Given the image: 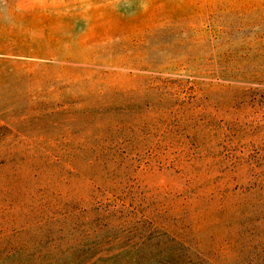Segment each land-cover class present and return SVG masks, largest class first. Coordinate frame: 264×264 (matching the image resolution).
Returning a JSON list of instances; mask_svg holds the SVG:
<instances>
[{
  "label": "rangeland",
  "instance_id": "rangeland-1",
  "mask_svg": "<svg viewBox=\"0 0 264 264\" xmlns=\"http://www.w3.org/2000/svg\"><path fill=\"white\" fill-rule=\"evenodd\" d=\"M189 253L264 264V0H0V264Z\"/></svg>",
  "mask_w": 264,
  "mask_h": 264
},
{
  "label": "trees",
  "instance_id": "trees-1",
  "mask_svg": "<svg viewBox=\"0 0 264 264\" xmlns=\"http://www.w3.org/2000/svg\"><path fill=\"white\" fill-rule=\"evenodd\" d=\"M261 240H262L261 238H258V241H261ZM185 254H187V252H185ZM191 256H196L197 257V259H196L197 260V264H200L199 262H203V260H202L203 258H201L199 255L189 253V255L187 256V260H186V262L184 264H193V259L191 258ZM213 257H217V259H218L219 254L212 253V254H210V256H207L206 259L208 260V262L210 264H220V263H215V261L213 260ZM169 258L170 257H168V256L167 257H163V258H161V260H157L153 264H174ZM204 261L206 263H208L205 259H204Z\"/></svg>",
  "mask_w": 264,
  "mask_h": 264
}]
</instances>
